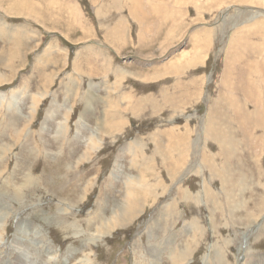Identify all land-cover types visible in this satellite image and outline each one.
<instances>
[{
    "label": "rangeland",
    "instance_id": "374dc122",
    "mask_svg": "<svg viewBox=\"0 0 264 264\" xmlns=\"http://www.w3.org/2000/svg\"><path fill=\"white\" fill-rule=\"evenodd\" d=\"M32 3L0 9V264H264V0Z\"/></svg>",
    "mask_w": 264,
    "mask_h": 264
},
{
    "label": "bare ground",
    "instance_id": "6f19581e",
    "mask_svg": "<svg viewBox=\"0 0 264 264\" xmlns=\"http://www.w3.org/2000/svg\"><path fill=\"white\" fill-rule=\"evenodd\" d=\"M3 1L4 2H7L6 3V6H4V5H2L1 3H3ZM130 1H132V4L130 5V7L129 8H131V9H129V11H131V12H137V10L139 9V6H140V4H138V2H139V0H130ZM0 9H2L3 11H4V13H7L8 15H10V16H13V17H17V16H22L23 18L24 17H32V19H37V21L39 22V20H38V12L36 11H34V9H35V6H34V4L32 3V0H0ZM139 13V12H138ZM33 16H34V18H33ZM40 23V22H39ZM31 25V24H30ZM27 26V25H26ZM3 29V28H2ZM10 30L11 29H9V27H7L4 31L3 30H1V34L2 35H4L8 40L9 39H11V37H12V35H11V32H10ZM140 37H141V35H140ZM17 38V37H16ZM14 43H16L15 42V40H14ZM22 43V42H21ZM24 44V43H23ZM25 48V47H24ZM46 52V51H45ZM5 58H3L4 60H3V63H5L7 66H9V64H11L12 62H13V59H15V54H14V52H9L7 55H5L4 56ZM47 58V57H46ZM49 60V59H48ZM76 64V63H75ZM35 65V64H34ZM5 66V65H4ZM15 71V70H14ZM1 77V76H0ZM26 79V78H25ZM8 80V79H7ZM4 81V78H0V84L1 83H4L3 82ZM93 88V87H92ZM110 93V92H109ZM38 99V98H37ZM34 101V100H33ZM37 101V100H36ZM12 106V105H11ZM54 111V110H53ZM87 112V111H86ZM211 112H215L214 111V108L213 107H210V110H209V112H208V114H207V121H206V124H207V131H209V132H212L213 130H215L214 132H213V135L215 136V138H216V140H218V138H219V135L217 134V128H218V126H217V123H215V120H213V119H211ZM110 125V124H109ZM206 128V127H205ZM95 143V142H94ZM178 143V142H177ZM182 143V142H181ZM95 145V144H94ZM178 145H180L179 143H178ZM175 146V143L173 142H169L165 147L168 149H170V153H171V151L173 150V147ZM73 147V146H72ZM183 147V146H182ZM167 149H166V151L165 152H167L168 153V151H167ZM177 149V148H176ZM175 149V150H176ZM178 149H180V148H178ZM177 149V150H178ZM162 151V150H161ZM160 151V152H161ZM164 152V153H165ZM89 153V152H88ZM172 154V153H171ZM176 154V153H175ZM181 154V153H180ZM183 154V153H182ZM181 154V155H182ZM169 156L170 155H168V158H169ZM203 156V155H202ZM201 156V157H202ZM174 157V156H173ZM172 157V158H173ZM180 157V156H179ZM174 159V158H173ZM24 161V160H23ZM173 162V161H172ZM180 163V162H179ZM171 165H172V163H171ZM181 165V164H180ZM175 166V165H174ZM176 167V166H175ZM179 167H181V166H179ZM213 168L214 169H217L216 167H215V165H213ZM173 169V168H172ZM174 170V169H173ZM176 170V169H175ZM176 171H179V170H176ZM172 173V172H171ZM219 173H220V171H219ZM218 173V174H219ZM174 174V173H173ZM172 174V175H173ZM171 175V176H172ZM222 175V173H220L218 176L220 177ZM13 180V179H12ZM136 182H137V180H136ZM135 182V183H136ZM142 182V181H141ZM139 183H140V181H139ZM154 185L155 184H153L152 186L154 187ZM223 185L224 186H226L225 185V183H223ZM139 186V185H138ZM145 186V185H144ZM140 187V186H139ZM146 187V186H145ZM136 188V187H135ZM222 188H223V186H222ZM157 192V191H156ZM129 193H131V192H128V194ZM225 193H226V195H227V201L226 202H228V204H229V207H230V211L232 212L234 209H235V205L237 204L234 200H232V199H234V197H236L235 196V194H233V193H231V192H229L228 190H225ZM154 194V193H153ZM185 198H188V192H186L185 193ZM213 196V197H212ZM204 197H205V199H206V201L208 202V203H211V202H213V198H215L216 197V194H213V192L212 191H209L208 189H205L204 190ZM140 202H141V200H139V198L137 197V195L135 194V195H133V193H131V194H129V195H127V197H126V200L123 202V203H121V205H120V207L118 208V210H117V212L115 211V212H112L111 213V216H109L108 218H106V219H104V218H102L101 216H99V215H97V217H96V219L98 220V225H97V228H96V230H98L99 231V235H102L103 233H107V232H109V230L110 229H112V228H114L115 226H121V225H125V224H127V223H129L130 221H132V219L133 218H135V216L136 215H138L137 213L139 212V209H140ZM206 202V203H207ZM232 206V208H231V206ZM116 207H118V206H115L114 208H116ZM103 215V214H102ZM92 216V215H91ZM51 219V218H50ZM95 219V218H94ZM89 221V220H88ZM90 223V222H89ZM90 225V224H89ZM74 226V225H73ZM70 227H71V225H70ZM264 227V226H263ZM261 228L262 230L264 229V228ZM262 232V231H261ZM104 235V234H103ZM102 235V236H103ZM98 236V235H97ZM260 237V236H259ZM258 237V238H259ZM218 239V238H217ZM97 240V239H96ZM20 241V240H19ZM216 241H218V240H216ZM17 243V242H16ZM15 247V246H14ZM1 252V251H0ZM69 253V252H68ZM220 257H221V255H219L218 253H217V255H216V257H215V260H219L220 259ZM61 259V258H60ZM24 260V259H23ZM18 261V260H17Z\"/></svg>",
    "mask_w": 264,
    "mask_h": 264
}]
</instances>
